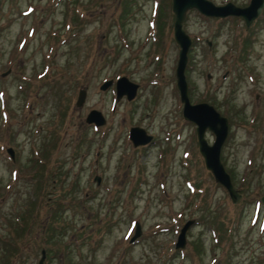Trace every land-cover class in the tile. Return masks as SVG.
I'll list each match as a JSON object with an SVG mask.
<instances>
[{
	"label": "rangeland",
	"instance_id": "rangeland-1",
	"mask_svg": "<svg viewBox=\"0 0 264 264\" xmlns=\"http://www.w3.org/2000/svg\"><path fill=\"white\" fill-rule=\"evenodd\" d=\"M172 20L170 0H0V264H37L41 249L42 264H264V5L247 28L195 9L182 22L189 102L227 119L237 203L181 116ZM120 76L138 84L129 101L99 89ZM131 126L152 141L133 147Z\"/></svg>",
	"mask_w": 264,
	"mask_h": 264
},
{
	"label": "water",
	"instance_id": "water-1",
	"mask_svg": "<svg viewBox=\"0 0 264 264\" xmlns=\"http://www.w3.org/2000/svg\"><path fill=\"white\" fill-rule=\"evenodd\" d=\"M264 0H249L247 5L239 7L231 2H226L221 5H215L210 0H170V10L173 14L172 21V37L176 43L177 57L174 68L175 87L178 92L179 101L181 103V115L184 120L194 124V131L197 143V150L202 157L203 164L206 170L210 172L213 180L221 185L226 191L231 203H237L240 195L233 188L229 175L225 172L220 159V148L227 136V119L221 116L210 104L206 102L190 103L187 96V85L184 77V68L186 65V53L190 45V38L185 33L182 27V22L185 12L189 9H195L201 15L206 17L224 18L227 16L240 17L244 26L248 27L260 13L263 7ZM112 84V80L103 81L99 89L104 90ZM115 101L125 97L127 101L133 99L136 94L138 85L130 81L125 76H120L114 81ZM85 99V89L79 88L74 105L80 107ZM86 123H92L95 126L102 125L104 119L101 113L95 109H91L85 116ZM208 130L213 135V140L210 144L204 138L205 131ZM128 138L133 146L146 144L151 140V135L147 134L141 127L133 126L128 130ZM6 152L12 158L11 148H7ZM97 178L95 181L97 182ZM259 201L264 205V195L259 198ZM192 221H186L180 227L174 243L175 248H182L185 243V231ZM138 224H134V232L131 240L139 234ZM44 251L41 249L40 258L37 264H42Z\"/></svg>",
	"mask_w": 264,
	"mask_h": 264
},
{
	"label": "trees",
	"instance_id": "trees-1",
	"mask_svg": "<svg viewBox=\"0 0 264 264\" xmlns=\"http://www.w3.org/2000/svg\"><path fill=\"white\" fill-rule=\"evenodd\" d=\"M192 59L190 58V56H187V65H188V63L191 61ZM186 65V66H187ZM185 70H187V68L185 67ZM28 206H29V204H28ZM26 212H27V214H25L24 212H23V214L24 215H26V217L28 218L29 216H30V212L28 211V207H27V209H26ZM48 224H47V229H45L46 230V232H52V228H51V226H52V222L51 221H48L47 222ZM44 230V231H45ZM43 251H44V255H45V253L47 254V251H45L44 249H43ZM14 251L12 250L11 252H10V254H12Z\"/></svg>",
	"mask_w": 264,
	"mask_h": 264
},
{
	"label": "flooded vegetation",
	"instance_id": "flooded-vegetation-1",
	"mask_svg": "<svg viewBox=\"0 0 264 264\" xmlns=\"http://www.w3.org/2000/svg\"><path fill=\"white\" fill-rule=\"evenodd\" d=\"M151 141V140H150ZM140 146H145V144H142V145H140Z\"/></svg>",
	"mask_w": 264,
	"mask_h": 264
}]
</instances>
